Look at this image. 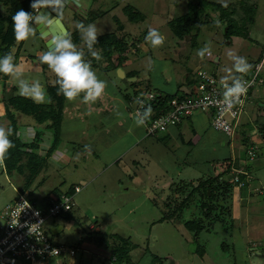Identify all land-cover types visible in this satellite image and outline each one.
I'll return each instance as SVG.
<instances>
[{
    "label": "rangeland",
    "instance_id": "obj_1",
    "mask_svg": "<svg viewBox=\"0 0 264 264\" xmlns=\"http://www.w3.org/2000/svg\"><path fill=\"white\" fill-rule=\"evenodd\" d=\"M183 1L172 0L176 3H172L169 8L167 20L187 12L186 3L188 0ZM208 1L226 4L234 0ZM251 2L256 4L255 21L249 25V36L252 41L233 37L232 43L223 45L225 23L218 20L217 12L208 8L204 12L209 13L212 21L200 31L195 47L188 45L190 44L188 41L189 43L184 42L186 44L183 46L184 48L178 46L177 39L165 25L167 20L162 19L163 16H166V11L152 10L148 2L146 10H152L155 12L154 14L158 15L148 18L144 23L143 30L146 32L145 34L141 33L140 38L142 39L146 35L153 42L146 43V37L141 41L142 48L137 51L141 57H147L149 63L142 62L145 65V70L139 71L138 79L135 82L120 79L117 70H110L107 73L100 72L97 67H93L91 59H88L87 63L80 56L75 55V47L67 40L60 45L66 47L63 58L69 67L66 72L68 90L64 100L60 142L48 159V167L40 172L31 185L29 199L39 204V197H43L55 187L60 190H66L70 185L81 187L80 192L74 197L75 211L73 215L76 219L79 218L78 221L75 219L64 221L58 217L54 220L58 230L55 227L50 228L56 230V233L60 232L57 237L64 243L77 244L80 239L85 238L86 243L81 244L80 248H85L86 251L79 252L83 257L80 261L81 264H107V258L111 254L114 242L110 236L106 238L107 244L103 242L102 246L97 245L95 241L99 239L100 233L87 238V231H96V227H99L103 235L116 233L131 239L134 245L131 251L132 264H153V255L162 259L164 264H248V260L252 259L248 252H245L244 233L236 229L235 221L232 230L216 224L210 231L200 234L198 243L205 245V256L196 253L197 241L193 239L192 233L185 231L182 225L173 221H158L168 211L174 210L173 204L171 207L163 205L166 195L169 193L172 195V192L168 190L172 186L169 184L170 181L171 183L177 182L176 185L187 186L189 182H192L188 181L190 177L196 178L195 180L200 177L199 180H201L206 175H214L217 172L220 174L221 162L232 155L234 156L235 153L249 161L255 174L261 170L258 172V177H261L264 184V167L257 166L256 162L250 161L245 152H241L238 145L240 141L235 138L237 130L231 138L228 137L232 143V145H228L227 136L225 137L222 133L210 128L208 115L195 111L193 119L199 120L198 131L201 130L200 134L202 135V140L197 144L193 146L186 144L187 138L184 136L182 144L174 139L166 146L154 145V138H163L162 133H157L146 138L132 150L130 149V152L116 163L117 155H122L126 148L132 146L133 140H136L128 129L131 132L133 130L138 132L139 136L146 132L145 124L132 112V108L133 116L129 117L123 93H131L133 87L141 90L146 85H150L155 93L175 91L178 89V84L182 82L184 70H194V66L201 63L198 62L199 59L203 61V64H200L201 69L210 72L216 71L222 80L233 81L245 72H251V68L258 62V59L264 58V0H252ZM165 5L164 2L162 8ZM109 6L108 4L107 7ZM0 11L8 18L11 5L0 0ZM120 12V9H113L110 14L119 17ZM88 15L87 13L83 14L85 18ZM242 16V9L237 8L234 17L240 19ZM73 18L77 21L79 15L73 16ZM98 22L99 26L96 24L87 26L85 34L83 33L84 39L89 40L90 34L98 35L107 32L108 28L114 24L107 18H104V21L99 19ZM151 22L155 24L153 30L150 29ZM24 36V31H22L15 44L10 48L11 57L6 62L0 60V96L2 91L6 95L16 91L17 94L22 93L32 97L35 102L48 103V93L46 96H42V94L44 91L47 92L46 83L55 82L54 77L59 72V67L53 68L51 74L46 78L47 74L43 72L44 70L41 71V64L39 62L33 64L34 61L27 59L30 53L36 52L42 38L35 32H29L17 51V46ZM130 36L132 39L133 36ZM135 47H140V44L137 43ZM178 47L179 56L175 54ZM16 52L21 55L20 59L17 60L9 78L4 80L5 87L2 89L3 72L12 63L13 54ZM45 53L44 51L43 54ZM218 56L220 62L215 63L214 60ZM248 65L249 68H247ZM134 66H136L135 63ZM134 66L131 64L130 68L132 69ZM237 67H245V71L237 72ZM136 68L138 67L136 66ZM10 77H13V80ZM261 79L264 81L263 73ZM117 86H121L122 91H117ZM12 87H15V90H12ZM261 87H264V84ZM107 91L112 94H108ZM258 100L259 105H264L261 96ZM2 111L0 109V115ZM16 116L20 132L24 128L28 131V127H30L29 132L31 131V133L39 130L37 123L30 116L21 114H16ZM260 121L264 122V116ZM24 123L28 124L24 125ZM47 123L51 122L43 123L40 128L45 129ZM7 124L8 121L5 117L1 118L0 130L3 131ZM33 136L32 134L23 135L22 140L31 141ZM51 137V131L45 129L37 154L45 155L46 149L51 143ZM175 143H178L177 147ZM173 144L175 150L179 147L180 152H170ZM260 149L264 155V146H261ZM188 150L189 152H187ZM133 159L138 161L134 165L132 164ZM128 174H132L131 179ZM223 177L228 180L232 179L230 173L224 174ZM256 182L255 178L252 181V186L258 185ZM23 184V175L14 172L12 176H8L5 172L0 171V211L13 201L16 196L15 189L20 191ZM190 189L191 185L187 191ZM244 191L249 195L248 189ZM234 192L236 196L233 199V216L236 217L235 213L240 210L237 199L241 198L239 196L241 190L235 188ZM247 195L241 199L244 204V213L246 207L249 210L247 216L252 218L255 216L264 220V211L257 212L256 209L259 204L263 207L264 194L252 192L251 196ZM191 207H193L192 211L186 210L183 214L184 217L188 216L190 212V216L195 213V206ZM253 221L256 225L257 221L255 219ZM1 224L2 220L0 219ZM220 242L228 244L232 242L234 250H225L219 246ZM258 243L262 245L263 242ZM105 245H109V247L107 248ZM257 248L260 250L264 246ZM78 254L76 258L66 257V262H64V258H53L52 263L49 261L46 264H73V261H77Z\"/></svg>",
    "mask_w": 264,
    "mask_h": 264
},
{
    "label": "trees",
    "instance_id": "obj_2",
    "mask_svg": "<svg viewBox=\"0 0 264 264\" xmlns=\"http://www.w3.org/2000/svg\"><path fill=\"white\" fill-rule=\"evenodd\" d=\"M4 3L11 5L10 15L7 18L0 11V60L5 61L11 57V47L15 44L19 35L24 31L25 36L22 38L21 43L17 46V51L22 46L24 38L29 32H35L36 25L34 21H28L29 18L35 16V8L41 7L45 0H3ZM252 0H234L233 2H227L226 4L208 0H188L187 12L170 19L167 22V26L171 31L172 35L179 40H184L189 38L190 46H196V39L199 36L200 31L206 24H210L212 19L209 13L204 10L211 9L213 12H217V17L220 22L225 23V29L223 32L224 44H229L232 42L233 37H241L244 39L252 38L249 36V25L254 23V14L256 10V4L251 2ZM129 8V9H128ZM125 11L128 20L135 21L138 18H143V15L137 10H133L128 6ZM237 8L242 9V17L236 19L234 15L236 14ZM118 23L119 29H122V24L115 18ZM214 23V21H213ZM80 28H77L69 33V40L75 47V55L80 56L83 61L88 63V59H91L93 67L99 68L101 71L107 73L108 71H114L118 67L122 66V63L127 59V55L130 54L132 49L138 50L135 47L139 41L135 39L131 43H128L122 36H118L115 32H107L96 37H92L85 41L82 47H79L83 43V37L79 34ZM139 39V38H138ZM144 39V38H142ZM140 38L139 40L142 41ZM41 43L36 49L35 53H30L27 59H30L41 64V69L46 70L52 67H59V72L56 73L54 80L55 82L46 83V91L49 96L48 103H38L32 97L26 94H17L16 91L10 94L1 92L0 96V106L3 107L4 112L0 115V119L4 118L8 121L6 128L2 131L0 130V155L3 165H0V171L5 172L8 176H12L14 172L24 176V184L20 189L21 193L29 192L30 187L40 174L42 170L48 167V159L52 155L53 150L57 147L60 142L61 135V123L63 118V107L65 94L68 90L67 73L66 67L63 64V55L58 47V52L54 55L50 54L44 44V41L40 39ZM254 42V41H253ZM140 44V43H139ZM46 52L43 54V52ZM114 54H117L115 62L111 59ZM20 54H13V61L9 64L7 69L3 72L4 76L2 89L5 87L4 80H7L12 72L13 67L17 64V60L20 59ZM260 57L259 60H261ZM204 70V69H203ZM206 71V70H205ZM210 72V71H208ZM216 71L212 72L215 73ZM217 73V72H216ZM260 74V73H259ZM128 75H134L133 72ZM259 77V75H258ZM197 74L189 73L185 77L184 81L178 84V89L175 92H157L155 93L156 98L149 102L147 106L143 109V116L148 121L153 113H159L166 109L167 102L174 98L186 97L191 91V88L197 83ZM121 86H117V91H122ZM145 89L153 91V89L146 85ZM15 90V87L11 88ZM126 91V90H124ZM139 90L133 87L131 93H120L126 100L132 104L135 100L136 95ZM16 114H21L25 116H30L35 123H37L39 130L35 133H31L30 127L24 128L20 132L19 121ZM45 122H51L46 124L47 130L52 133L51 143L47 148L45 155L37 154L36 152L40 149V142L42 141V134L44 128L41 125ZM21 123V122H20ZM181 123V122H180ZM28 124V123H24ZM264 126V125H263ZM27 128V127H26ZM263 130V129H262ZM32 134L33 139L31 141L22 140L23 135L28 136ZM243 144L246 146L244 152L247 154L249 148L254 147V144H248L247 140H244ZM258 148L254 149L255 157ZM248 156V154H247ZM254 157V158H255ZM249 158V156H248ZM253 158V159H254ZM230 158H226L221 162V167L223 168L220 174L214 176H208L206 179L197 180L196 186L194 183H190L191 189L187 191L189 185H182L179 188V195L182 197L177 200H169L164 203L165 206L171 207L173 204L174 210L168 211L163 215L158 221H170L180 224L184 227L185 231L192 233V237L197 245L196 253L198 255H203L204 245L198 243L199 234L203 231H210L214 224L225 225L226 223H232V202L234 187L237 186L231 180L225 179L222 175L228 174L231 168ZM249 167H247V170ZM248 173V172H247ZM243 178V176H241ZM74 191V186L70 185L66 190H60L57 187L53 188L51 191L47 192L39 202L49 200L53 195H59L61 193H72ZM186 195L185 197L183 196ZM191 206H195V213L190 216L184 217V212L186 210L192 211ZM75 211L74 207L65 214H59L50 220L48 227H55V219L61 218L64 221L77 220L73 215ZM59 226V225H57ZM58 230V228H57ZM60 230V229H59ZM47 233L51 234L52 237L58 236L60 232L56 233L53 230H47ZM100 233V237L95 243L99 246L106 243V238L110 237L113 239L114 246L111 248V254L107 258V264H132V253L134 245L131 239L128 237L120 236L116 233H107L103 235L101 230L87 231V238H91L95 234ZM93 241V238L91 239ZM86 243L85 238L80 239L77 244L65 243L68 247L74 249V254L67 258H76L79 252L86 251L85 248H80L81 244ZM109 247V245H105ZM81 252V253H82ZM77 261H73V264H81L82 255L78 254ZM153 264H164L162 259L158 256L153 255ZM66 262V258H64Z\"/></svg>",
    "mask_w": 264,
    "mask_h": 264
},
{
    "label": "built area",
    "instance_id": "obj_3",
    "mask_svg": "<svg viewBox=\"0 0 264 264\" xmlns=\"http://www.w3.org/2000/svg\"><path fill=\"white\" fill-rule=\"evenodd\" d=\"M37 11L38 8H35ZM261 65L262 62L256 64L251 72L233 81L222 80L216 72L198 69V80L190 93L186 97L170 100L164 111L154 112L148 121L143 116V109L156 95L143 87L135 97L132 112L145 124L147 135L163 133L199 111L208 115L214 131L231 138L250 99V91L257 84ZM256 148L248 149L250 160L255 157ZM0 165H3L1 155ZM231 172L230 180L239 188L250 180L244 168H232ZM80 190L81 187L76 185L72 193L53 195L49 200L36 204L29 199L28 192L21 193L15 189L13 201L0 211V264H46L49 261L52 263L53 258L62 259L74 254L72 247L59 241L57 236L52 237L47 230L52 218L74 207L75 194Z\"/></svg>",
    "mask_w": 264,
    "mask_h": 264
},
{
    "label": "crops",
    "instance_id": "obj_4",
    "mask_svg": "<svg viewBox=\"0 0 264 264\" xmlns=\"http://www.w3.org/2000/svg\"><path fill=\"white\" fill-rule=\"evenodd\" d=\"M78 2H79L78 5H74L73 11L70 10L69 12H64V14L62 16V19H63L64 23L66 24L68 32H72L73 30L81 27V29L79 30V34L83 37V33L88 28L87 27L88 25L93 24L95 26V24H96L97 26H99L100 23L98 22V20L101 19L104 21V18H107V19L111 20L112 22H114L113 26L108 28L107 32H115L118 36H122L128 43H131L132 40L136 38V40L139 41V43H140V47H138V49L142 48L141 41L139 39L141 37V33L145 34V32H146V30H143L145 21L148 18L150 19L154 15H158V14H154L155 12H153L152 10L153 9H161V12L166 11V16H163L166 18L162 17V19L167 20V14L169 12V8H171L172 3H174V4L176 3V2H172V0H164L166 5L163 8H166V9H163L162 8V5H164L163 0H78ZM148 2L150 3V7L152 9L151 11L146 10L148 7ZM183 2L185 3V1H183ZM108 4L110 5L109 7H107ZM128 6L131 7L133 10L135 9L138 12H140L143 15V18H141V19L138 18V20L136 19L135 21L128 20V17L125 14V9H127ZM113 9H120L121 10L119 17L116 15L110 14V12ZM84 13L89 14L87 18H85L83 16ZM72 15L73 16L79 15L78 20L77 21H76V19L74 20ZM111 15H112V17H111ZM115 18L118 19V21L122 24V26H123L122 29H119L118 23L115 21ZM80 19H82V20L80 21ZM169 20L166 21L165 25H167V22ZM149 25H150V29L153 30L155 24L153 22H151V24H149ZM69 29H71V30H69ZM107 32H104V33H107ZM90 35H91L90 38H92V37H96V36L101 35V34H98V35L90 34ZM130 35L133 36L132 39H131ZM138 37H139V39H138ZM145 37H146V35L143 36V38H145ZM83 40H84L83 43H81L79 45V47H82L84 45L85 41H87L88 39L86 40L83 37ZM67 41L72 44V42L69 39H67ZM177 41H178L177 42L178 46L183 47L184 45H186L184 42L187 43L189 40L184 39L182 41V40L177 39ZM145 42L146 43L147 42L152 43L153 41L151 38L146 37ZM62 44H64V42ZM223 45H225V44H223ZM60 47L61 46L59 45L60 52L63 55V52L66 51V47H61V48ZM134 54H136V55L133 56ZM175 54L178 56L180 55L179 47H178V49H176ZM63 57H64V55H63ZM116 57H117V54H114L112 56L111 59L113 60V62H115ZM71 59H73L72 56H71ZM218 61L220 62L219 56L215 58L214 62L218 63ZM142 62L144 64L149 63V61L147 60V57H143V56L141 57L137 50L132 49L131 53L127 55V59L122 63V66L115 69V70H117V72H118L119 68L122 69V77L120 75H118V77L120 79H123V80L127 79L128 77H135L137 80L138 75H139V71L141 70L143 72L145 70V65L142 64ZM198 62H201L200 64H203L202 59H199ZM134 63L136 64V66L138 68H136V66H134ZM33 64H37V62L34 61ZM63 64L66 67V72H68L67 70L69 67L67 66L64 58H63ZM131 64H133V66H134L132 69L130 68ZM200 64L197 66H194V70L185 69L183 72V75H182V82L184 81L185 77L189 75V73L192 74L195 72V70L201 69ZM37 66L39 67V65H37ZM249 67L250 66L248 65L247 68H249ZM53 68H55V67L48 68L44 71L41 69V71H43L44 73L47 74V75H45V77L47 78L49 76V74H51V71L53 70ZM33 69H35V68H33ZM98 70L101 72V70L99 68H98ZM261 70H262V72H260L261 74H259V77L257 78V84H256L257 87L252 89L253 91H250V93H251L250 99L247 102L244 113L242 114V116L239 119V123H238V126L236 128L237 131H236L235 138L239 139V141H240V143L239 144L237 143V144L240 146L241 152H244V150L246 148V146L243 144L244 140H247L248 144H254V146H256L258 148V151H257L256 157L252 160V162H256V165L259 167H264V155L262 154V152H261L262 150L260 149L261 146H264V126H263L264 122L260 121V119L264 116V105L258 104L259 96H261V99L264 100V87H261L264 84V81L261 79L262 73L264 74V63L262 65ZM244 71H245V67L242 68L241 72H244ZM131 72L134 73L133 76L128 75ZM245 74H247V72H245L244 75ZM115 75H116V73H115ZM10 79L13 80V77H10ZM135 81H133V82H135ZM128 82H130V81H128ZM107 92H108V94H112V92H109V91H107ZM172 92H175V91H172ZM20 94H22V93H20ZM40 94H42V93H40ZM44 95L46 96L47 92L45 93V91H44L42 96H44ZM47 97L49 98L48 95H47ZM129 103L130 102L128 100H126V104H127L126 109L128 111L129 117L132 118V116H133L131 113L132 104H129ZM0 109L3 110L1 113V115H2L4 112V109L2 106H0ZM197 124H199V120L197 121V118L193 119V115L189 118H185L181 123L174 125V126H170L167 129V131L163 132L162 133L163 138H154L155 141H153V144L166 146L167 144L172 142L174 139H177L178 142H180L182 144L183 143L182 139L185 136L187 138L186 144L193 146V145L197 144L198 142H200V140H202V135L200 134L201 130L198 131V125ZM128 130L130 131L131 136L134 137V139H136V140L135 141L133 140L132 146H130L129 148H126V150L124 152H122V155L121 154L117 155V157H116L117 161L114 160V161H116V163H118L123 158V156H125L127 153H129L130 149L132 150L135 146H137L141 142H144V140H146V138L153 136V135H147L146 132L143 133L141 136H139L138 132H135L134 130L131 132L130 129H128ZM175 144L177 147L178 143H175ZM228 145H232L230 138H228ZM171 147H170L171 148L170 152H172V153H175L176 151L180 152L179 147L175 150L174 144ZM67 151L69 152V150H67ZM187 152H189V150ZM229 158L231 159L230 160V162H231V164H230L231 168L230 169H232V168H244L248 172V174L250 175V180L242 188H239L237 186L234 187L233 191H235V188L241 190V192L239 194V196H241V198L238 197L239 199H237L238 203H239L240 210L239 211L237 210V212L235 213L236 217H234V216L232 217L233 221H232L231 225L226 223L225 225H222V226L226 227V228H230L232 230L234 228L233 226H234V221H235L236 229H238L241 233H244V235H243L244 236V239H243L244 243L243 244L245 246V252H248V255L252 257V259L248 260V264H264V248L260 249V250L257 248V247H261V246L263 247L264 246L263 245L264 244V220L263 219L261 220L259 218H256L255 216H253V218L257 221V224L255 225L254 221H253L254 219L252 217L246 215L249 213V210L246 207H245L246 212L244 213V211H243L244 204H243V201H241L243 196L247 195V192L244 191L245 189H248L249 195H247V196H251L252 192H257V193L262 194V195L264 194L263 181H262L261 177L260 178L258 177V172L261 170H259L255 174V171H254V169H252L253 167L251 168L249 161H247L246 158H243V156L237 155L236 153L234 154V156L232 155ZM137 162L138 161H136L134 159L132 160L133 165L136 164ZM180 165H181V163H180ZM130 166H132V165H130ZM247 167H249L248 170H247ZM222 170H223V168L221 167L220 173L222 172ZM229 173L232 175L231 170ZM217 174H218V172H217ZM217 174H214V175H217ZM214 175H206V177H202L201 179H206V178H208V176H214ZM128 177L131 179L132 174H128ZM255 178L257 179L256 183H258V185L252 186V181ZM195 179L196 178L190 177L188 181H192V183H194V185L196 186V182H197V180L200 179V177L197 178V180H195ZM169 184L172 185L168 189L169 191L172 192V195L170 193L168 195H166L164 203H166L169 200H175V199L179 200L182 198L179 195V191H180L179 188H180V186H182L184 184L176 185V184H178L177 182L171 183V181ZM183 196L185 197L186 195L183 194ZM234 196H236L235 192L233 194V199H234ZM40 198H42V196L39 197V199ZM256 209H257V212L264 211V205H263V207H261V205L259 204ZM232 215H233V202H232ZM215 225L216 224H214V226ZM96 230H100L99 227H96ZM203 232H205V231H203ZM199 237H200V234H199ZM199 237L197 240H199ZM258 242H263V243L261 245ZM219 246H221L225 250H230V249L234 250V245L232 242H231V244L220 242ZM205 255H206V252L204 250L202 256H205ZM200 258H202V257H200ZM173 264H176V263H173ZM234 264H236V263H234Z\"/></svg>",
    "mask_w": 264,
    "mask_h": 264
},
{
    "label": "water",
    "instance_id": "obj_5",
    "mask_svg": "<svg viewBox=\"0 0 264 264\" xmlns=\"http://www.w3.org/2000/svg\"><path fill=\"white\" fill-rule=\"evenodd\" d=\"M78 4V0H45L39 8L35 28L50 54H56L59 45L68 39V29L62 16L66 10L73 11L74 5ZM236 71L241 72L242 68L237 67ZM118 73L122 77V69L119 68ZM127 80L133 82L136 78L128 77Z\"/></svg>",
    "mask_w": 264,
    "mask_h": 264
},
{
    "label": "clouds",
    "instance_id": "obj_6",
    "mask_svg": "<svg viewBox=\"0 0 264 264\" xmlns=\"http://www.w3.org/2000/svg\"><path fill=\"white\" fill-rule=\"evenodd\" d=\"M39 8H40V7H38V10H39ZM37 12H38V11H37ZM37 12H36L35 16L33 17V19H32L31 21H34V22H35V18H36ZM35 25H36V22H35ZM260 62H262V65H263V63H264V58L261 59V60H259L256 64H258V63H260ZM256 64H255V65H256ZM255 65H254V66H255ZM262 65H261V68H262ZM253 68H254V67H253ZM253 68H251V70H252ZM261 68H260L259 73L261 72ZM197 70H198V69H197ZM197 70H196V71H197ZM243 75H244V74H243ZM243 75H242V76H243ZM240 78H241V76H240ZM235 79H238V78H235ZM235 79H234V80H235ZM27 192H28V191H27ZM28 193H29V192H28ZM15 195H16V194H15ZM28 195H29V194H28ZM40 199H41V198H40Z\"/></svg>",
    "mask_w": 264,
    "mask_h": 264
}]
</instances>
